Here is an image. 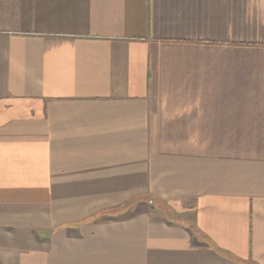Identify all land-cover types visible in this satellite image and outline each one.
<instances>
[{
  "label": "crops",
  "instance_id": "1",
  "mask_svg": "<svg viewBox=\"0 0 264 264\" xmlns=\"http://www.w3.org/2000/svg\"><path fill=\"white\" fill-rule=\"evenodd\" d=\"M0 264H264V0H0Z\"/></svg>",
  "mask_w": 264,
  "mask_h": 264
},
{
  "label": "trees",
  "instance_id": "2",
  "mask_svg": "<svg viewBox=\"0 0 264 264\" xmlns=\"http://www.w3.org/2000/svg\"><path fill=\"white\" fill-rule=\"evenodd\" d=\"M144 209H148L149 211H162L165 216L168 218L170 223L179 222L185 224L186 227L192 229V223H188L185 220H182L179 215L175 212V210L169 205L168 202L154 196L151 194H140L133 198L126 200L120 206L107 209L96 216V219L109 218H123L129 214L138 213ZM198 233V234H197ZM200 232H196L198 237L204 238Z\"/></svg>",
  "mask_w": 264,
  "mask_h": 264
},
{
  "label": "rangeland",
  "instance_id": "3",
  "mask_svg": "<svg viewBox=\"0 0 264 264\" xmlns=\"http://www.w3.org/2000/svg\"><path fill=\"white\" fill-rule=\"evenodd\" d=\"M146 210H148V209H144V210H142V211H146Z\"/></svg>",
  "mask_w": 264,
  "mask_h": 264
}]
</instances>
